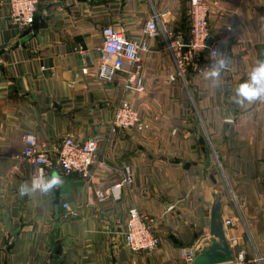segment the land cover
<instances>
[{
  "label": "crops",
  "instance_id": "0c3cea01",
  "mask_svg": "<svg viewBox=\"0 0 264 264\" xmlns=\"http://www.w3.org/2000/svg\"><path fill=\"white\" fill-rule=\"evenodd\" d=\"M206 4L209 45L230 60L215 85L205 78L206 50L182 73L167 50V31L188 38L186 0H40L33 24L21 27L0 0V264H183L180 248L193 246L197 257L208 246L216 198L231 256L206 264H261L264 98L238 103L236 87L264 54V0ZM155 14L164 15L143 38ZM106 25L144 39L142 90L127 82L128 65L98 79ZM121 101L141 124L111 132ZM26 132L51 154L67 136L95 138L93 166L85 175L49 172L63 183L21 196L31 181ZM125 176L132 182L114 188ZM130 208L157 218L155 250L123 245Z\"/></svg>",
  "mask_w": 264,
  "mask_h": 264
},
{
  "label": "built area",
  "instance_id": "2783aa9c",
  "mask_svg": "<svg viewBox=\"0 0 264 264\" xmlns=\"http://www.w3.org/2000/svg\"><path fill=\"white\" fill-rule=\"evenodd\" d=\"M8 7V17L11 22L18 26H31L40 0H2ZM176 1V0H170ZM188 3L187 16L189 17L188 38H184L167 31V50L172 54L175 65L182 73L189 61L201 51L210 52L216 50L213 46L207 45L209 38L206 0H186ZM164 14H155L148 19L143 28V38L151 37L156 32L157 20ZM102 44L100 56L97 62V77L100 81H110L114 74L124 65L130 67L127 82L134 84L135 88L142 90L145 87L143 67L141 61V51L145 50L144 39L130 40L122 32L106 25L101 30ZM85 52V51H84ZM81 50L80 53H84ZM207 66H204V69ZM141 124V118L136 110L127 101H121L113 112V119L110 131L115 132L125 128H136ZM30 132L24 133L22 137L23 148L21 156L26 159L31 170V178L34 175H47L57 169L65 175L74 173L85 175L90 171L97 152V140L89 137L79 141L74 136H67L62 139L57 151L54 154L40 149L36 140L30 141ZM114 185L120 189L123 185L132 182L130 176H125ZM66 207L67 204L63 203ZM124 221L123 245H126L132 252H151L159 245V237L155 232L154 225L157 218L150 217L135 208L127 211ZM224 224H230L229 220H224ZM179 255L183 264H195L196 249L193 246L179 249ZM240 256V255H239ZM259 263H264L263 257H258Z\"/></svg>",
  "mask_w": 264,
  "mask_h": 264
},
{
  "label": "clouds",
  "instance_id": "9594fccd",
  "mask_svg": "<svg viewBox=\"0 0 264 264\" xmlns=\"http://www.w3.org/2000/svg\"><path fill=\"white\" fill-rule=\"evenodd\" d=\"M210 59V66L204 69V74L205 78L210 79L215 85L219 82V78L230 60L228 53L220 49L211 51ZM236 93L238 103L264 98V54L257 58L248 78L236 87ZM28 139L34 141L35 137L30 135ZM62 183L63 179L58 174L48 176L37 174L31 178L30 183L24 182L19 185V194L24 196L37 191L48 194Z\"/></svg>",
  "mask_w": 264,
  "mask_h": 264
},
{
  "label": "water",
  "instance_id": "95a60500",
  "mask_svg": "<svg viewBox=\"0 0 264 264\" xmlns=\"http://www.w3.org/2000/svg\"><path fill=\"white\" fill-rule=\"evenodd\" d=\"M209 42L210 38L207 40V45H209ZM210 210L209 244L202 254L196 257V264L211 263L215 260L222 259L224 256H231L229 242L225 239L224 227L222 226L220 200L218 198L214 199Z\"/></svg>",
  "mask_w": 264,
  "mask_h": 264
}]
</instances>
